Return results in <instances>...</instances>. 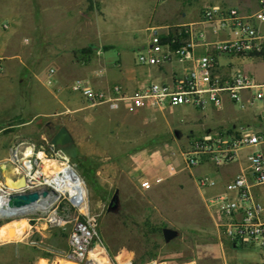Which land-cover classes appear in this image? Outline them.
Returning a JSON list of instances; mask_svg holds the SVG:
<instances>
[{
  "label": "rangeland",
  "instance_id": "374dc122",
  "mask_svg": "<svg viewBox=\"0 0 264 264\" xmlns=\"http://www.w3.org/2000/svg\"><path fill=\"white\" fill-rule=\"evenodd\" d=\"M182 1L192 4V0ZM220 1L247 12L252 11L254 3ZM103 2L0 0V181L6 183L13 171L17 176H33L39 171L42 180L49 172L45 158L67 161L85 183L89 213L96 216L100 235L112 256L130 257L135 263L152 257L157 264H264V247L237 244L235 249L232 242L220 241L224 237L214 227L203 193L195 184L198 174L190 175L193 168L180 170L179 157H174L173 152L185 146L182 144L190 129L201 132L203 126L192 120L201 110L174 107L132 113L122 104L116 108L91 105L70 89L77 78L104 88L102 77L90 79L104 71V55L111 58L110 63L121 59L125 67L135 65L136 54L146 43L147 31L141 24L147 21L149 10L153 14L158 8L153 0H144L145 8L140 10L132 0L126 2H132L127 6ZM195 2L200 4V0ZM154 17L151 24L158 22ZM164 17L169 16L166 13ZM125 29L136 36L131 47H125ZM90 46V51L82 52ZM253 71L256 77H263L264 65L257 62ZM234 111L249 114V110ZM208 124L213 128L217 122ZM61 126L68 129L73 140L52 149L50 139ZM174 131H178V137ZM146 155L158 156L155 161L151 157L147 164L152 167L150 172L144 170L145 163L139 162ZM29 161L30 171L24 168ZM85 161L94 167V182L86 180L79 167ZM169 163L179 164V171L154 183L156 176L165 175L161 169ZM197 167L198 173L205 168ZM143 178L153 185L142 189L139 183ZM115 192L117 207L110 208ZM51 207L54 205L48 210L31 208L0 219L3 230L12 221L26 223L21 235H0V244L10 243L0 246V264H57L63 259L69 231L81 214L64 199L57 214L68 221L50 225L45 217ZM164 228L174 229L177 235L165 241ZM69 262L73 261L62 260L60 264H72Z\"/></svg>",
  "mask_w": 264,
  "mask_h": 264
},
{
  "label": "built area",
  "instance_id": "2783aa9c",
  "mask_svg": "<svg viewBox=\"0 0 264 264\" xmlns=\"http://www.w3.org/2000/svg\"><path fill=\"white\" fill-rule=\"evenodd\" d=\"M262 23L264 0H257V9L250 13L218 0H200L196 21L151 27L145 47L135 58L137 65L146 67L189 64L182 73L173 71L165 79L145 82L134 94L125 93L112 76H106L110 84L107 89L96 88L84 78L74 79L70 85L72 91L80 93L91 105L107 104L116 108L122 104L132 113L141 109L164 110L180 106L201 111L206 107L221 110L225 99L240 111L251 110L256 125L227 122L217 128L202 130L199 134L188 135L186 145L177 153L182 158L180 170H190L205 161L216 166L228 165L238 160L241 150L253 148L246 154L247 167L224 182L222 190L206 195L204 191L217 187L218 181L201 174L194 178L220 234L235 245L259 247H264V204L256 199L253 189L264 185V114L258 108V103L264 101V82H258L253 74L242 68L230 75H221L217 56L264 59ZM28 163L27 170L30 171L32 165L30 161ZM161 171L165 175H158L154 183L175 175L179 168L169 163ZM47 176L45 174L42 180H39L40 176L31 179L27 173V183L19 189L0 181V219L13 216L8 206L12 193L47 188V196H40L38 200L49 201V207L54 205L45 217L47 223L63 225L68 221L57 214L58 205L64 199L81 214L69 231L63 260L76 264H139L130 257L112 256L100 235L96 216L89 213L86 197L72 200L71 191H61L43 183ZM153 182L143 178L139 184L142 189H148Z\"/></svg>",
  "mask_w": 264,
  "mask_h": 264
},
{
  "label": "crops",
  "instance_id": "0c3cea01",
  "mask_svg": "<svg viewBox=\"0 0 264 264\" xmlns=\"http://www.w3.org/2000/svg\"><path fill=\"white\" fill-rule=\"evenodd\" d=\"M47 1V0H45ZM105 4H118L119 6H122L123 3H125V5H130L132 4V2L126 3L128 2V0H103ZM134 2V4L136 3L137 5H140L138 7V10L144 9L145 8V3L144 0H132ZM155 1V3L158 5V8L156 10H154L153 14L151 13L152 11H150V15L147 19V21H145L143 23L142 26V30L143 31H147V35H146V41L148 39V34H149V29L151 27H170V26H176V25H180V24H185V23H190V22H194L198 19L199 16V8H200V4H196L197 2L194 3L195 0H192V4H184L182 0H164L161 1V4H159V1L153 0ZM220 1V0H218ZM221 2V1H220ZM48 5V4H45ZM199 5V6H197ZM135 6V5H133ZM171 8V9H169ZM240 8V7H239ZM191 9L192 12H187L186 10ZM241 9V8H240ZM257 9V0H254V3L252 4V11H255ZM47 10V9H46ZM168 10H171V15L168 14ZM242 10V9H241ZM245 13H250V11H244ZM156 12L159 13V15H156ZM160 12L163 15L162 17L160 16ZM120 16L122 15V10H120ZM167 13V15L169 17H164V15ZM43 14H47V11H43ZM155 16V17H154ZM152 17H154V20H158V22L156 23H150L152 21ZM130 17H128L129 19ZM127 19V22L129 23L130 21ZM167 19V20H165ZM161 21V22H160ZM163 21V22H162ZM47 24V22L45 23ZM128 25V24H127ZM260 28L264 31V24L262 23L260 25ZM166 30V29H164ZM125 47H131L132 44L134 43V39L136 36H134L132 34V32H130L129 29H125ZM119 45H121V42H118ZM117 43V44H118ZM116 44V43H115ZM114 46V45H113ZM114 48H110V50H113ZM106 52V51H105ZM104 52V54H105ZM105 56V64L103 66L104 71L98 72V73H94L93 75H91L90 79H97L98 77H102L104 80V88H100V89H107L110 84L106 81V76H112L114 82H116L117 84H119L125 93L127 94H134L138 88L144 84L145 82L150 81L151 79L154 80H161V79H165L168 77V75L173 72V71H177L178 73H182L183 71H185L188 66H190L189 64H179V63H174L172 64V66L170 65H166L163 67H146V66H141V65H137L135 62V65L133 64L132 67H125V64L122 63L121 59H119V61H115L110 63L111 58H109L108 56ZM109 59V60H108ZM218 62H219V73L221 75H230L232 72H234L236 69H240L242 68L244 71H246L247 73L253 74L254 75V71L255 70V65L256 63H260L261 66L264 65V59L261 58H254L253 60H249L246 58H239L236 56H229V55H218L217 56ZM252 59V58H250ZM108 60V61H107ZM255 60H258L257 62H255ZM235 61H237L235 63ZM244 62H246L247 64H244ZM252 62V63H251ZM249 64V65H248ZM254 69H253V67ZM100 73H104V75L100 76ZM255 76V75H254ZM256 77V76H255ZM85 79V78H84ZM258 82H264V76L259 78L256 77ZM98 88V87H96ZM182 107V106H180ZM185 109V107H183ZM258 108L259 111H261L262 114H264V101H261L258 103ZM168 110L172 109V108H167ZM212 109V111L210 113H208V110ZM165 110V109H164ZM242 112V111H241ZM253 112L251 110H249V114H243V115H238L236 114V112L234 111V106L232 105V103L228 100L225 99V103H224V108L221 110H216L213 107H206L204 110H202V112L196 115V117L194 116L192 120L198 121V124L202 125L203 128L202 130L205 129H213V128H217L219 126L224 125L227 122H231V123H242L245 125H256V123L253 121L252 116H253ZM217 122L216 126L211 128L210 126H208V122ZM207 122V123H205ZM201 130V131H202ZM178 132V131H177ZM188 135H193V134H197L198 132H194L193 129H190ZM201 133V132H200ZM175 134V131H174ZM199 134V133H198ZM176 135V134H175ZM179 135H176V137H178ZM186 136V137H187ZM182 145H186V142L183 141ZM253 150V148H246L240 151V155L237 161L230 163L228 165L225 166H216L213 163H211L210 161H205L202 164H200L201 166L205 167L203 172H200L201 175H205L208 176L210 178L215 179L216 181H218V185L215 188H209L206 189L204 191V193L206 195H210L212 193H215L217 191L222 190V186L223 183L226 182L227 180H229L230 178H232L235 174H237L241 169L247 167L248 163L246 160V154L251 152ZM174 153V152H173ZM152 155V159L153 161H155L158 156H154ZM151 157L150 155H146L143 156V158L139 159L140 163H145L143 164V168L144 170L150 172L152 167H149L147 164L149 162H151ZM174 157H179V164H181L182 166V158L181 156L177 153L175 154ZM177 164V165H179ZM176 165V164H175ZM198 165V166H200ZM198 167L196 166L195 168H193V173L191 171L190 175H200V173L197 172ZM157 177V176H156ZM254 195L256 197V199L258 201H260L262 204H264V185L255 187L253 189ZM12 227V236L13 235H21L25 232V228H26V223L24 222V220H16V221H12L10 224L6 225L5 230H3V227L0 229V235L2 237H9L7 235L8 229ZM220 241H229L227 239L224 238V240H220ZM10 243H3L0 244V246H4V245H8ZM233 248L236 249V246L233 245ZM63 260V259H62ZM60 260V261H62ZM60 261L57 264H60Z\"/></svg>",
  "mask_w": 264,
  "mask_h": 264
},
{
  "label": "bare ground",
  "instance_id": "6f19581e",
  "mask_svg": "<svg viewBox=\"0 0 264 264\" xmlns=\"http://www.w3.org/2000/svg\"><path fill=\"white\" fill-rule=\"evenodd\" d=\"M81 113V112H80ZM65 156V155H64ZM38 157H44L43 155L39 154ZM9 160V159H8ZM46 162V166L48 168V178L45 179L43 183L46 185H50L55 189L61 191H71L73 200H80L83 197H86V189L84 186L83 179L79 176V174L72 168V166L67 162L63 161L59 163L58 161L51 160V159H44ZM4 165V164H3ZM28 163H24V168H29ZM39 168V167H38ZM3 169V168H1ZM21 171V169H19ZM25 170V169H24ZM38 170V169H37ZM26 173V172H25ZM7 174V173H6ZM4 176V175H3ZM40 176V172L37 171L31 179L37 178ZM27 174H20L19 176L16 175V172L13 171L11 176L9 175L6 179V184L13 189H19L24 187L27 183L26 180ZM49 201L40 200L31 206H26L22 208H11L10 214L11 215H19L20 212L25 211L31 208H39V210H47L49 207ZM26 212V211H25ZM22 214V213H21ZM15 217V216H14ZM11 218V217H10ZM72 264H76L75 262H69Z\"/></svg>",
  "mask_w": 264,
  "mask_h": 264
},
{
  "label": "water",
  "instance_id": "95a60500",
  "mask_svg": "<svg viewBox=\"0 0 264 264\" xmlns=\"http://www.w3.org/2000/svg\"><path fill=\"white\" fill-rule=\"evenodd\" d=\"M175 134L178 135V132L175 131ZM72 136L68 129L65 126H61L56 133L51 137L50 144L53 147L58 146H64L68 143L72 142ZM49 193V189L43 188V189H33V190H23L19 192L12 193L8 198V206L10 208H22L26 206H31L32 204H35L40 196L45 197ZM114 202V205L111 208H116L118 203V195L117 192H115L111 199L110 203L112 204ZM12 227L8 229V233L12 235ZM162 234L165 241H169L172 238H174L177 235V232L174 229L171 228H164L162 230ZM147 264H155V262L151 261Z\"/></svg>",
  "mask_w": 264,
  "mask_h": 264
},
{
  "label": "trees",
  "instance_id": "16d2710c",
  "mask_svg": "<svg viewBox=\"0 0 264 264\" xmlns=\"http://www.w3.org/2000/svg\"><path fill=\"white\" fill-rule=\"evenodd\" d=\"M92 48V46L90 47H86L84 49H82V52H88L90 51V49ZM155 143H152V146H154ZM57 148H62V147H57ZM79 167L81 168V170L83 171V174H84V178L86 180H88L89 182H94V178H93V170H94V167L91 166V164L87 163L86 161L85 162H82ZM233 245H235V242H232ZM237 246V244L235 245ZM152 260V257H149L147 260H141L140 262H137L139 264H144L146 262H150Z\"/></svg>",
  "mask_w": 264,
  "mask_h": 264
},
{
  "label": "flooded vegetation",
  "instance_id": "af4514ba",
  "mask_svg": "<svg viewBox=\"0 0 264 264\" xmlns=\"http://www.w3.org/2000/svg\"><path fill=\"white\" fill-rule=\"evenodd\" d=\"M110 203V202H109ZM114 205V202L112 204H109V207L111 208Z\"/></svg>",
  "mask_w": 264,
  "mask_h": 264
}]
</instances>
